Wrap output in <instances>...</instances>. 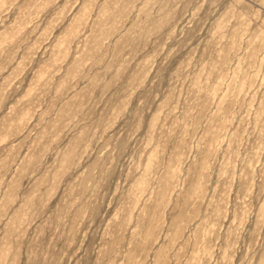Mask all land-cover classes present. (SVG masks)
I'll return each mask as SVG.
<instances>
[{
    "label": "rangeland",
    "instance_id": "rangeland-1",
    "mask_svg": "<svg viewBox=\"0 0 264 264\" xmlns=\"http://www.w3.org/2000/svg\"><path fill=\"white\" fill-rule=\"evenodd\" d=\"M0 264H264V0H0Z\"/></svg>",
    "mask_w": 264,
    "mask_h": 264
}]
</instances>
